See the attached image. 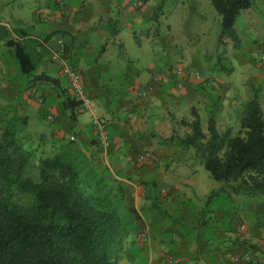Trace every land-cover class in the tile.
<instances>
[{"label":"crops","instance_id":"crops-1","mask_svg":"<svg viewBox=\"0 0 264 264\" xmlns=\"http://www.w3.org/2000/svg\"><path fill=\"white\" fill-rule=\"evenodd\" d=\"M98 2L102 21L90 24L89 4L84 0H32L25 6L22 1L9 5V0H0L1 25L8 29L23 27L39 39L49 35L45 42L49 54L30 75L20 73L10 50L0 51V102L15 105L29 121L36 116L31 134L45 135L42 147L46 156H52L66 136L69 140L73 135V143L92 157L109 183L121 187L125 199L140 214L136 221L138 237L130 247L132 261L264 264L263 197L234 195L228 200L221 196L205 207V197L216 185L205 181L202 164L194 159L195 150L164 141L173 132L182 136L189 131L179 121L191 119V107L197 110L200 119L204 116L207 119L209 110L216 108L217 127L228 125L230 111L238 110L243 101L239 91L228 96L230 85L215 74L200 73L195 78L187 73L182 86H177L170 72L175 63L165 65L166 62L156 59L152 64L151 59L144 62L131 55L119 30L111 31L110 19L104 17L109 13L105 4L108 0ZM147 4L148 0H127L122 7V15L127 17L122 18L129 17L141 25L140 17ZM252 5L240 12L234 24L241 43V36L256 27ZM59 41L64 44L66 56L80 69L85 91L93 100L88 123L80 121V114L85 111L79 107L72 122L51 86L30 81L33 75L45 73L59 77L61 85L67 87L58 66L50 60ZM102 45L104 50L100 52ZM115 48L121 49L117 56L113 55ZM237 51L241 52L240 46ZM233 102L238 105L233 107ZM43 106L46 108L42 110ZM51 110L55 112L48 114L52 124L40 128L39 113L44 115ZM95 116L106 120L110 143L103 144L95 137L92 127ZM68 124L74 129L68 127L66 133ZM154 199L166 214L150 208ZM201 209L203 214L199 213Z\"/></svg>","mask_w":264,"mask_h":264},{"label":"trees","instance_id":"trees-1","mask_svg":"<svg viewBox=\"0 0 264 264\" xmlns=\"http://www.w3.org/2000/svg\"><path fill=\"white\" fill-rule=\"evenodd\" d=\"M252 1L210 0L220 15L219 38H228L235 48L239 37L234 24ZM157 15L155 10L152 17ZM48 36L39 39L23 27L0 24V40L22 74L30 75L49 54ZM30 81L51 86L75 121L82 101L61 85L59 77L40 73ZM215 112L216 108L209 110L203 131L200 115L191 107V119L179 121L189 131L182 136L173 132L164 141L194 148L204 169L221 183L206 196L205 205L234 195L262 196L264 205V110L257 92L242 105L236 134L230 126L218 130ZM0 120V264H121L122 255L132 260L130 247L138 237L140 214L121 187L111 185L92 157L72 141L62 143L52 156H39L34 165L31 158L40 151L45 135L30 134L28 116L15 105H0ZM24 193L33 200L19 202L18 194ZM150 208L162 210L155 199Z\"/></svg>","mask_w":264,"mask_h":264},{"label":"rangeland","instance_id":"rangeland-1","mask_svg":"<svg viewBox=\"0 0 264 264\" xmlns=\"http://www.w3.org/2000/svg\"><path fill=\"white\" fill-rule=\"evenodd\" d=\"M15 1H22V5L25 6V4L30 5L32 0H9L8 4L12 5ZM77 1L80 2L82 0ZM84 1L89 4L87 14L91 18L90 24L94 20L96 23L101 22L102 18L100 19V17L103 13L98 0ZM126 1L108 0V2H105V4H108L109 13L104 14V17H109L111 31L112 28L119 30L120 37L127 45L131 55L140 57L144 62H148V59H151L152 64L157 61L166 62L165 65L170 62H188L202 75L215 74L217 77L226 80L230 85L228 96H232L235 90H238L239 96L243 98L241 100L247 101L253 92H257L260 105L264 110V59L259 58V54L264 50V0L259 3V0H254L253 2L251 9L255 16L256 27L254 31L252 30L245 36H241L242 43L239 39L241 52L237 51L238 48L235 50L233 42L228 38H219L221 29L220 15L210 0H148L146 10L142 12L140 17L141 21H143L141 25H137L136 22H133L135 20L132 21L129 17L127 18L128 20L122 18V16L127 17V15H122V7ZM155 10L158 12L156 18L152 17ZM5 49L7 48L0 40V51H5ZM115 50L113 55L117 56L121 49L115 48ZM147 66L150 65L148 64ZM147 68L150 69V67ZM0 71H2L1 65ZM243 101H241V106L240 104L237 106L236 102L232 103V106H237L238 110L230 111L228 125H220L219 131H223L230 126L233 134L238 132L240 129L239 111ZM0 105L4 104L0 102ZM44 107L46 108V106H43L41 109L43 110ZM52 112L55 114L54 110L46 112L47 114L44 113V115L39 113L40 124L38 126L40 128L45 129L52 124L51 118H46V115ZM80 115V121L85 123H88L91 119L88 111L82 112ZM34 120H37L36 116H32L30 121L28 120L27 131L30 134L35 128L34 124L36 123H34ZM60 121L62 120L59 119ZM65 124H67V121ZM2 125L3 121L0 120V126ZM79 126L82 125L79 124ZM201 126L203 130H206L205 116L201 118ZM68 127L74 129L71 124H68L65 127L66 133L69 130ZM67 137L68 135L63 143L69 141ZM45 141L46 138L42 146H45ZM42 146L40 151L31 158L34 165L37 164L39 156H46ZM194 159L202 164V160L197 155ZM202 169L205 181H210L216 185V188L211 190L209 194L218 190L221 183L214 180L209 172L204 169L203 165ZM217 198L219 197L212 200ZM17 200L22 203H29L33 200V197L27 193L18 194ZM207 205L204 203L205 207ZM120 263L140 264L127 260L123 255Z\"/></svg>","mask_w":264,"mask_h":264},{"label":"built area","instance_id":"built-area-1","mask_svg":"<svg viewBox=\"0 0 264 264\" xmlns=\"http://www.w3.org/2000/svg\"><path fill=\"white\" fill-rule=\"evenodd\" d=\"M260 58L264 59V50L260 54ZM50 59L58 66L60 75L65 79L67 83V91L77 99H80L82 103L79 108L83 111H89L93 108V100L88 96L85 91L84 78L75 63L70 61L66 56L65 47L62 41H59L57 48L51 52ZM170 72L174 78L177 86H182L184 78L187 73L192 74L195 78L200 77V73L194 70L188 62H176L172 65ZM51 116H47L50 119ZM106 120L103 117L95 116L92 117V127L95 137L103 144L110 143V137L105 129ZM69 140L73 141L74 136L71 135ZM143 156L140 157L143 158ZM143 239V237H141Z\"/></svg>","mask_w":264,"mask_h":264}]
</instances>
